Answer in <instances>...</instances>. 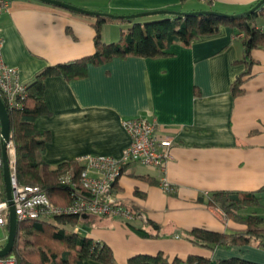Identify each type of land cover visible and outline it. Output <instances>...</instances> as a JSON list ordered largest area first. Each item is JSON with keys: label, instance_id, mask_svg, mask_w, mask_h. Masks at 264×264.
<instances>
[{"label": "crops", "instance_id": "crops-1", "mask_svg": "<svg viewBox=\"0 0 264 264\" xmlns=\"http://www.w3.org/2000/svg\"><path fill=\"white\" fill-rule=\"evenodd\" d=\"M63 1L114 15L178 11L183 2ZM257 1L214 0L209 4L203 0L207 6L183 12L212 8L242 13ZM10 2L0 16L2 53L18 69L24 84L30 85L47 66L78 61L95 52L93 16L40 0ZM125 26L128 29L131 22L104 23V41L119 40ZM244 52L243 36H235L226 26L191 44H173L168 54L159 57H116L103 64L88 63L82 77L46 76L48 109L34 122L48 133L42 159L50 167L77 162L88 154L120 156L130 143L122 124L128 118L153 119L159 134L173 140L165 177L175 192L161 187L157 167L130 163L112 195L131 208L134 216H83L74 231L106 244L113 255L111 263L89 258L84 264H129L134 256L159 253L170 263L178 259L179 264H218L233 258L264 264V247L256 241L210 248L188 236L195 228L228 234L244 231L247 225L209 204V195L264 187V46L252 50L251 73L242 91L233 94V83L247 68L241 61ZM253 209L247 207L241 213L256 212ZM256 213L264 215V210ZM140 229L149 234L143 235Z\"/></svg>", "mask_w": 264, "mask_h": 264}, {"label": "trees", "instance_id": "trees-1", "mask_svg": "<svg viewBox=\"0 0 264 264\" xmlns=\"http://www.w3.org/2000/svg\"><path fill=\"white\" fill-rule=\"evenodd\" d=\"M184 1V0H183ZM214 0H207L211 4ZM260 1V0H259ZM258 2V1H257ZM255 2L251 8L257 4ZM214 9H195L188 14H163L162 18H120L103 15H91L95 18L96 30L95 52L78 61L47 66L35 80L26 85L27 97L23 106L17 111H9L12 140L16 149L17 176L21 183L39 185L58 204L69 203V190L59 181V177L68 168L77 173L83 165L79 162H63L56 168L42 159L49 136L35 126V118L47 111L44 98V80L51 74H60L71 79L86 74L88 63L103 64L116 57H159L168 54L171 45L191 44L202 37L218 34L222 27H231L234 35L243 34L245 52L242 62L247 68L232 85L233 94L242 91L245 77L250 75L253 64L252 50L264 46V30L256 23V17L264 16V4L250 14L227 13L215 14L201 11ZM218 11V10H215ZM183 12V11H181ZM221 12L222 11H218ZM224 13V12H223ZM149 16H145L146 18ZM113 20H127L131 26L121 32L116 42H106L102 37V26ZM1 127V126H0ZM3 177L0 185V201L7 199L3 166L0 168ZM209 204L222 209L229 218L247 225L244 231L224 233L204 228H195L189 238L196 244L213 248L215 246H233L256 241L264 247V215L251 213L243 215L241 211L247 207H260L264 210V187L256 191H215L209 195ZM80 218L74 214L45 216L18 222V232L13 248L19 264H84L89 258L104 263L113 261L112 251L106 244L95 241L88 236L80 235L67 226L76 227ZM148 235L144 230H139ZM24 240L21 241V237ZM57 245L64 246L60 251ZM60 248V247H59ZM174 263L159 253L153 255H137L129 259V264H179ZM218 264H256L236 258L220 261Z\"/></svg>", "mask_w": 264, "mask_h": 264}, {"label": "built area", "instance_id": "built-area-1", "mask_svg": "<svg viewBox=\"0 0 264 264\" xmlns=\"http://www.w3.org/2000/svg\"><path fill=\"white\" fill-rule=\"evenodd\" d=\"M10 4V0H0V16L9 9ZM240 35L243 36L242 33ZM2 45L3 37L0 34V96L7 109L14 112L23 106L28 93L26 84L20 80L18 69L5 61ZM122 124L129 133L130 143L120 156L88 154L77 160L83 165L79 172L68 168L60 175V183L69 190V203L65 205L54 203L39 185L21 183L17 176L16 151L13 156L9 154L12 201L18 222L64 214L78 215L80 219L83 215L132 218L133 210L112 195L115 183L132 162L157 167L161 170V187L167 192H175V187L165 177L172 138L161 136L156 121L146 117L124 119ZM13 144L11 140L8 152ZM2 166L3 159L0 156V168ZM9 215V201H0V228L4 231V236L0 237V249L8 239ZM0 264L19 263L17 256L11 252L0 256Z\"/></svg>", "mask_w": 264, "mask_h": 264}, {"label": "water", "instance_id": "water-1", "mask_svg": "<svg viewBox=\"0 0 264 264\" xmlns=\"http://www.w3.org/2000/svg\"><path fill=\"white\" fill-rule=\"evenodd\" d=\"M48 3H52L73 11L81 12L87 15H103V16H110V17H120V18H139V17H145L150 15H157V14H188L189 12H181V11H175V10H155V11H146V12H139V13H132L128 15H114L109 14L101 11H94L90 9H86L74 4H71L69 2H64L62 0H40ZM264 4V0H260L257 2L255 6L250 8V10L242 12L240 14H250L260 8V6ZM204 12H211V13H219V14H225L218 11H208L203 10ZM0 143H1V154L3 159V176H4V182H5V188H6V194H7V200L9 201L10 205V215H9V233H8V239L5 244V246L0 249V256L8 255L13 251L17 232H18V219L17 215L15 213V208L12 201V184H11V171H10V157L8 152V145L12 140V134H11V120H10V114L9 111L0 96ZM84 217L87 215H83Z\"/></svg>", "mask_w": 264, "mask_h": 264}, {"label": "rangeland", "instance_id": "rangeland-1", "mask_svg": "<svg viewBox=\"0 0 264 264\" xmlns=\"http://www.w3.org/2000/svg\"><path fill=\"white\" fill-rule=\"evenodd\" d=\"M63 1V0H62ZM101 2H107V0H100ZM64 2H66V1H64ZM72 4V3H71ZM181 10H178V11H186V9H189V8H192V7H199V6H207L208 4L206 3V2H203V0H186L185 2L183 1L181 4ZM78 6V5H77ZM179 8H180V6H179ZM248 10H250V9H248ZM247 10V11H248ZM225 13V12H224ZM109 14H112V13H109ZM163 16H161V17H159V18H162ZM256 23L257 24H259L260 26H264V16H258V17H256ZM127 27L125 26L124 27V29H126ZM263 29H264V27H263ZM117 41H118V39H117ZM14 143V142H13ZM11 149L13 150V151H11ZM15 151H16V149H15V145L13 144L12 146H11V148H10V155L11 156H13V154H15ZM2 180H3V177H2V175L0 174V185H1V183H2ZM260 208V207H254V209H255V211L256 212H258V211H260L261 210V208H260V210H258V209ZM253 209V210H254ZM253 210H249V211H252L253 212ZM255 212V213H256ZM67 228V230H75L74 229V227H72V226H67L66 227ZM4 236V231L0 228V237H3ZM21 241H23L24 240V237L22 236L21 237ZM57 246H59V245H57ZM60 247V248H59ZM59 247H57L58 249H60V251H62L63 249H64V246H59Z\"/></svg>", "mask_w": 264, "mask_h": 264}]
</instances>
